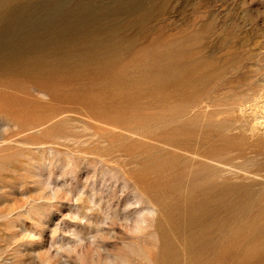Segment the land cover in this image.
Listing matches in <instances>:
<instances>
[{"label": "rangeland", "instance_id": "obj_1", "mask_svg": "<svg viewBox=\"0 0 264 264\" xmlns=\"http://www.w3.org/2000/svg\"><path fill=\"white\" fill-rule=\"evenodd\" d=\"M0 13V264H264V0Z\"/></svg>", "mask_w": 264, "mask_h": 264}, {"label": "bare ground", "instance_id": "obj_2", "mask_svg": "<svg viewBox=\"0 0 264 264\" xmlns=\"http://www.w3.org/2000/svg\"><path fill=\"white\" fill-rule=\"evenodd\" d=\"M4 1H5V0H4ZM8 1H9V0H8ZM3 4H5V3L3 2ZM8 5H9V3H8ZM7 7H8V6H7ZM5 9H6V8H5ZM10 9H12V8H10ZM3 10H4V9H3ZM0 14H1V13H0ZM1 16H2V14H1ZM4 17H5V15H4ZM0 18H2V17H0ZM5 18H6V17H5ZM7 18H9V17H7ZM10 18H11V17H10ZM6 20H7V19H6ZM6 24H7V23H6ZM6 24H5V25H6ZM1 26H2V25H1ZM1 26H0V27H1Z\"/></svg>", "mask_w": 264, "mask_h": 264}]
</instances>
